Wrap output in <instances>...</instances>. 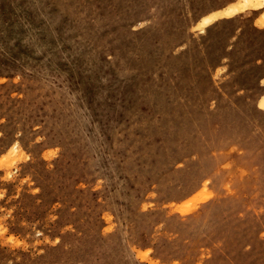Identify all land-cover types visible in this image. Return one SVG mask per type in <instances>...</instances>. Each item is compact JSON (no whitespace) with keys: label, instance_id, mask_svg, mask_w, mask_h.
<instances>
[{"label":"rangeland","instance_id":"1","mask_svg":"<svg viewBox=\"0 0 264 264\" xmlns=\"http://www.w3.org/2000/svg\"><path fill=\"white\" fill-rule=\"evenodd\" d=\"M0 264H264V0H0Z\"/></svg>","mask_w":264,"mask_h":264},{"label":"bare ground","instance_id":"2","mask_svg":"<svg viewBox=\"0 0 264 264\" xmlns=\"http://www.w3.org/2000/svg\"><path fill=\"white\" fill-rule=\"evenodd\" d=\"M211 19H212V18H211ZM211 19H210V20H211Z\"/></svg>","mask_w":264,"mask_h":264}]
</instances>
